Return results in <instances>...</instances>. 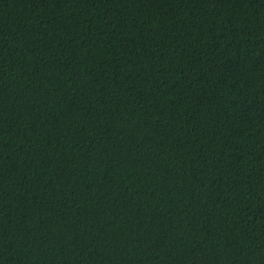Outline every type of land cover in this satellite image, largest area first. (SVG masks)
I'll return each mask as SVG.
<instances>
[{
	"label": "trees",
	"instance_id": "trees-1",
	"mask_svg": "<svg viewBox=\"0 0 264 264\" xmlns=\"http://www.w3.org/2000/svg\"><path fill=\"white\" fill-rule=\"evenodd\" d=\"M0 264H264V0H0Z\"/></svg>",
	"mask_w": 264,
	"mask_h": 264
}]
</instances>
